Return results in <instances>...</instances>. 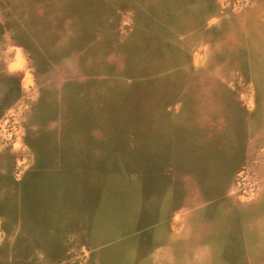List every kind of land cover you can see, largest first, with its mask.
<instances>
[{"label": "rangeland", "instance_id": "rangeland-1", "mask_svg": "<svg viewBox=\"0 0 264 264\" xmlns=\"http://www.w3.org/2000/svg\"><path fill=\"white\" fill-rule=\"evenodd\" d=\"M0 264H264V0H0Z\"/></svg>", "mask_w": 264, "mask_h": 264}, {"label": "crops", "instance_id": "crops-1", "mask_svg": "<svg viewBox=\"0 0 264 264\" xmlns=\"http://www.w3.org/2000/svg\"><path fill=\"white\" fill-rule=\"evenodd\" d=\"M22 60H23V58H22V52H21L20 50H17L16 60H15V61H16L17 63H21Z\"/></svg>", "mask_w": 264, "mask_h": 264}]
</instances>
